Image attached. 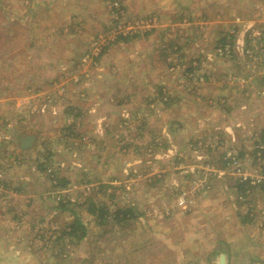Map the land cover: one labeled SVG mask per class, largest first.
I'll use <instances>...</instances> for the list:
<instances>
[{"label": "rangeland", "instance_id": "obj_1", "mask_svg": "<svg viewBox=\"0 0 264 264\" xmlns=\"http://www.w3.org/2000/svg\"><path fill=\"white\" fill-rule=\"evenodd\" d=\"M0 264H264V0H0Z\"/></svg>", "mask_w": 264, "mask_h": 264}, {"label": "trees", "instance_id": "obj_2", "mask_svg": "<svg viewBox=\"0 0 264 264\" xmlns=\"http://www.w3.org/2000/svg\"><path fill=\"white\" fill-rule=\"evenodd\" d=\"M177 18H179V19H181V18H183V16H178V17H176V19ZM138 33V31L137 32H135L134 34L136 35ZM133 34V35H134ZM128 35V34H127ZM130 35V34H129ZM120 36H122L121 34H120ZM92 211H97V208H96V206L95 205H93L92 206ZM102 211H103V209H102ZM105 212H107V213H109V210H107L106 211V209H105ZM78 221V220H77ZM79 222V221H78ZM74 223V224H72V228H73V231H72V233L78 228V229H81L82 228V230H83V234H81V235H84L85 233H86V229L84 228V226L82 227L81 226V224L80 223ZM80 235V236H81Z\"/></svg>", "mask_w": 264, "mask_h": 264}, {"label": "water", "instance_id": "obj_3", "mask_svg": "<svg viewBox=\"0 0 264 264\" xmlns=\"http://www.w3.org/2000/svg\"><path fill=\"white\" fill-rule=\"evenodd\" d=\"M34 138L35 137L33 135H30L28 137L29 142L28 143H25L23 145V147L31 146L32 145V141L34 140ZM224 262H225V254H222V256H221V263H224Z\"/></svg>", "mask_w": 264, "mask_h": 264}, {"label": "bare ground", "instance_id": "obj_4", "mask_svg": "<svg viewBox=\"0 0 264 264\" xmlns=\"http://www.w3.org/2000/svg\"><path fill=\"white\" fill-rule=\"evenodd\" d=\"M47 32V31H46ZM41 37V36H40ZM151 64V63H150ZM21 248V247H20Z\"/></svg>", "mask_w": 264, "mask_h": 264}]
</instances>
